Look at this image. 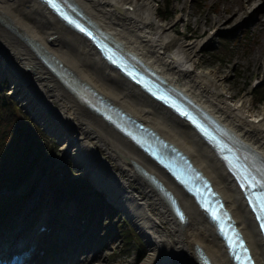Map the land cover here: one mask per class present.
<instances>
[{
	"label": "bare ground",
	"instance_id": "6f19581e",
	"mask_svg": "<svg viewBox=\"0 0 264 264\" xmlns=\"http://www.w3.org/2000/svg\"><path fill=\"white\" fill-rule=\"evenodd\" d=\"M72 1L109 36L113 45L132 54L170 87L190 98L264 161V103L255 110L248 94L236 99L229 93L227 75L199 67V54L211 38L210 32L198 39L186 38L177 28L181 15L168 22L159 21L154 0ZM235 5L232 17L239 10L248 9L244 13L248 15L255 8L249 17L237 19L241 26L255 17L264 0H235ZM232 17L215 18L212 24L223 27ZM24 38L60 60L81 82L189 157L223 200L256 263L264 264V247L251 212L224 163L202 136L111 66L84 36L68 27L41 0H0V78L11 80L10 95L17 98L22 109L33 112V117L43 116L49 131L59 134L56 179H60L64 164L70 163L74 180L86 179L94 185L106 183L114 189L112 197L121 196L124 216L147 248L139 264H201L200 256H205L209 264L232 263L212 223L180 186L128 138L77 99ZM141 172L173 194L185 222L175 219ZM48 178L41 182L40 193L34 198L45 203L34 226L48 229L46 237L55 231L49 214L56 205L62 206L61 200L53 199L57 193ZM26 209L19 220L30 217L36 206L31 202ZM52 237L55 239L56 235ZM41 260L31 254L32 264H40Z\"/></svg>",
	"mask_w": 264,
	"mask_h": 264
},
{
	"label": "rangeland",
	"instance_id": "374dc122",
	"mask_svg": "<svg viewBox=\"0 0 264 264\" xmlns=\"http://www.w3.org/2000/svg\"><path fill=\"white\" fill-rule=\"evenodd\" d=\"M154 2L157 4L158 14L156 16L158 15L159 21L168 22L177 14L181 15L177 28L180 30L179 32L186 34V38L194 40L201 38L205 32L211 33V38L199 54V67L201 69H217L220 74L227 75L226 86L229 93L233 94L236 99L249 90L253 79L264 78V24L260 22L261 16L264 15V6L256 11L252 20L240 26L241 21L237 19L245 16L244 13L251 8V4L248 9L239 10V13L232 17L233 6L236 8L235 0H154ZM167 4L168 8H166ZM165 9L169 13L166 16ZM254 10L255 8L252 9L248 17ZM218 17L220 19L232 18L223 27H216L212 24V20ZM238 21L239 23L236 24L235 22ZM217 28H219L218 31H215ZM223 38L229 39V50L225 53L227 55L222 54L224 52L220 48ZM248 96L256 107L255 110L263 105L264 102L260 103L256 94L251 96L248 94ZM11 99L14 100V98ZM20 112L16 111L15 115L24 124L26 117L22 111ZM47 140L43 150L48 154L45 172L39 174L38 171H35L19 188L12 192L0 191V227L16 218L18 213L31 202L32 206L37 205L33 216L39 214L41 202L39 197L34 198L36 194L40 193L41 182L48 176L50 182H53L51 183L52 188L57 193L56 197L53 196L55 201L68 200L71 198L70 193H74L71 201L88 199L90 202L86 206L91 204V210L96 213L106 207L105 201L95 195L86 179H73L74 172L70 163L64 164L60 179H56L58 172L55 169V164L59 156V145H56V141L52 138H47ZM68 179L73 181H68ZM106 211L108 209L103 210L102 213L104 214ZM103 217L97 232L98 240L94 243V247L97 246L99 250L92 259L91 256L83 257L80 264H137L135 261L140 241L135 237V232L132 230L135 236L131 233L129 246L124 247L118 234L121 226L130 230L129 224L125 225L120 220L121 218L114 214L111 219ZM140 240L143 244L142 238Z\"/></svg>",
	"mask_w": 264,
	"mask_h": 264
},
{
	"label": "trees",
	"instance_id": "16d2710c",
	"mask_svg": "<svg viewBox=\"0 0 264 264\" xmlns=\"http://www.w3.org/2000/svg\"><path fill=\"white\" fill-rule=\"evenodd\" d=\"M168 14L165 9V16ZM222 41V54L227 55L225 53L229 50V39L223 38ZM254 94L260 103L264 102V82L257 87ZM16 111L21 113L15 101L7 96L6 83L0 82V189H15L35 171L39 174L45 172L48 154L43 150L48 141L47 136L26 116L23 124L15 115ZM131 233L134 234L132 229L121 226L118 236L124 247L129 246ZM135 237L140 241L138 249L141 259L146 250L139 237Z\"/></svg>",
	"mask_w": 264,
	"mask_h": 264
},
{
	"label": "water",
	"instance_id": "95a60500",
	"mask_svg": "<svg viewBox=\"0 0 264 264\" xmlns=\"http://www.w3.org/2000/svg\"><path fill=\"white\" fill-rule=\"evenodd\" d=\"M45 1L47 2V0ZM55 2L59 5V9L61 11L66 12L67 14L70 15L71 18H73L74 20L82 24V26H84L91 34L97 37V39H102L101 41H104L106 44L112 45L114 48L121 51V49L118 46L113 45V43L109 40V36L104 31L97 28L96 24L90 21L88 17L85 15V13L83 12V10L79 6H77L72 0H55ZM47 6L52 10L53 13L57 10L56 8H53L50 4H48V2H47ZM57 15L62 18L60 13L57 12ZM79 34H81L82 36H85V33H83V31H81V33ZM24 40L26 44L34 52H36L38 58L45 64V66H47V68L60 79V81L64 84V86L77 99L84 101L87 105L89 102L100 100L106 105L108 106L111 105V107H113V105L107 98L99 94L97 91L93 90V88H91L89 85L85 84L84 82H81L79 78L75 77L74 74L70 70H68L67 67L60 60H58L57 58L49 54H46L44 51H42V48L36 43H33L26 38H24ZM125 54L128 57L132 58L134 61L138 62L137 58H135L132 54H129V53L128 54L125 53ZM114 109L117 110L118 108L114 106ZM132 120L136 122L135 119H132ZM168 149H170V146H168ZM141 174L149 182V184H151L159 192V194L164 199L168 195H170V197H173L171 194L166 192L163 186L152 176H148L144 172H141ZM201 257H204V256H201Z\"/></svg>",
	"mask_w": 264,
	"mask_h": 264
},
{
	"label": "snow or ice",
	"instance_id": "6c2138e0",
	"mask_svg": "<svg viewBox=\"0 0 264 264\" xmlns=\"http://www.w3.org/2000/svg\"><path fill=\"white\" fill-rule=\"evenodd\" d=\"M48 3L53 7V8H57V4L55 2V0H48ZM59 10V9H57ZM73 21H70V23ZM77 27H79V25H77ZM81 31H84L83 28L80 29ZM245 180H248L249 178L246 176L244 177ZM259 185L260 188L264 189V184L260 183L259 181H256L255 178H252L251 182L249 183V187H257ZM256 206L260 209V211L262 213H264V196H262L259 199H256L255 201ZM213 218H217L216 213L213 212L212 213ZM183 218V217H181ZM259 218V217H258ZM262 227H264V225H262ZM223 230V229H222ZM229 240V246L235 251V249L237 247H239L240 249H242V253L243 255H241V253L237 252L235 255L236 260L238 261V264H252L251 261V257L247 254V249L244 247L243 242L240 241L239 244H235L233 243L232 239L230 237H228Z\"/></svg>",
	"mask_w": 264,
	"mask_h": 264
}]
</instances>
